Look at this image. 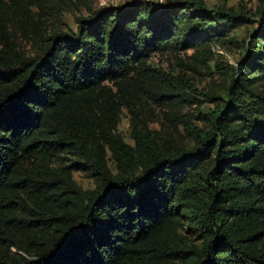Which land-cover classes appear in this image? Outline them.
Here are the masks:
<instances>
[{
    "label": "trees",
    "instance_id": "obj_1",
    "mask_svg": "<svg viewBox=\"0 0 264 264\" xmlns=\"http://www.w3.org/2000/svg\"><path fill=\"white\" fill-rule=\"evenodd\" d=\"M35 6L0 0V264H264V9L139 1L47 35L55 9ZM245 25L227 101L198 129L181 114L193 85L149 59L191 51L204 65ZM151 104L182 142L149 130ZM123 110L133 145L117 134Z\"/></svg>",
    "mask_w": 264,
    "mask_h": 264
},
{
    "label": "rangeland",
    "instance_id": "obj_2",
    "mask_svg": "<svg viewBox=\"0 0 264 264\" xmlns=\"http://www.w3.org/2000/svg\"><path fill=\"white\" fill-rule=\"evenodd\" d=\"M33 3H39L44 12H52L53 16H44V26L46 34L49 35L53 31H76L77 21L79 19H87L97 11L110 8H126L133 2L150 1L164 2L165 0H31ZM193 1V0H192ZM208 10H233L234 12L246 13L251 19L254 13L259 9H264V0H201ZM42 10V11H43ZM37 6L32 7V14L36 18L40 12ZM58 11V12H57ZM57 17V18H56ZM253 30V25L240 26L231 31L228 35V43L220 45L218 43L210 44L211 59L204 65L194 64L187 60L191 55V51L181 52L177 55L173 54H154L149 59V65L154 69L161 70L171 74L174 77H186L193 85L196 93H191V102L184 104L182 115H188L192 124L198 129H204L205 125L198 120L200 117L218 112L227 101L225 86L228 84V74L232 67H236L237 63L245 53L243 49L244 41L249 37ZM18 46L28 56H33L36 52V46L31 42L23 39L20 35H16ZM179 60L192 65V70H186L181 66ZM215 97L214 100L208 101L207 96ZM218 98L223 99V103ZM167 113V114H166ZM166 115H168L166 117ZM144 121L148 123L150 131H155L164 139L173 136L177 142H182L184 132L182 126L175 131L173 125L174 118L166 109H161L155 105H147L143 113ZM131 117L123 110L117 127V134L122 140L133 145L131 139ZM183 137V139H182ZM189 145V144H187ZM109 168L115 173L111 162L108 163ZM73 180L83 190H93L94 183L86 178L83 174L73 173ZM197 243V242H196Z\"/></svg>",
    "mask_w": 264,
    "mask_h": 264
},
{
    "label": "clouds",
    "instance_id": "obj_3",
    "mask_svg": "<svg viewBox=\"0 0 264 264\" xmlns=\"http://www.w3.org/2000/svg\"><path fill=\"white\" fill-rule=\"evenodd\" d=\"M116 2L118 3V2H119V0H116Z\"/></svg>",
    "mask_w": 264,
    "mask_h": 264
}]
</instances>
